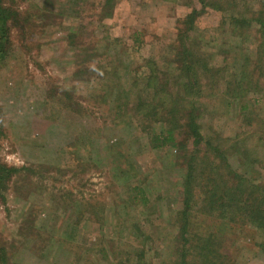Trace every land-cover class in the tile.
Masks as SVG:
<instances>
[{
  "label": "rangeland",
  "instance_id": "1",
  "mask_svg": "<svg viewBox=\"0 0 264 264\" xmlns=\"http://www.w3.org/2000/svg\"><path fill=\"white\" fill-rule=\"evenodd\" d=\"M111 1L4 0L20 20L0 66V166L20 173L0 194V264H264V232L203 216L196 179L191 243L181 231L190 162L196 155L198 176L216 158L207 142L264 194V0ZM184 46L211 68L197 66L202 93L174 61ZM153 69L174 100L186 99L180 114L139 113L155 97ZM120 90L132 96L125 114L112 100ZM166 127L175 142L159 147Z\"/></svg>",
  "mask_w": 264,
  "mask_h": 264
},
{
  "label": "trees",
  "instance_id": "2",
  "mask_svg": "<svg viewBox=\"0 0 264 264\" xmlns=\"http://www.w3.org/2000/svg\"><path fill=\"white\" fill-rule=\"evenodd\" d=\"M108 2H112L108 0ZM111 4V3H110ZM219 5V4H215ZM219 10H223L222 6H219ZM199 14L198 11H194L193 15L188 17V20L192 21L194 15ZM20 14L13 10L11 7L5 6L4 0H0V66L7 58L9 49H10V34H11V24L20 20ZM234 21L238 22L234 18ZM262 24V31L264 32V21L257 20ZM10 25V26H9ZM178 65V70L183 72L185 75L182 77H189V81L197 80V67L198 65H203L204 68L200 69L208 73L211 71V68L208 65L203 64L197 56L194 55L193 51H190L187 46L183 47L182 57L174 60ZM182 65H181V63ZM207 63V62H206ZM155 69H153L154 71ZM199 72V71H198ZM161 79V78H160ZM200 77L198 78L197 84L198 89L202 93V85L199 82ZM158 76L154 71L152 75L148 77V90H154V95L152 99H149L151 96L146 97L142 100L144 103L141 105V109L139 113L145 120L153 117H161L164 112L169 114L170 117H174V113L180 114L183 108L179 107L186 99H178L174 100L172 95L170 94L166 85H162L161 81H158ZM156 85V86H155ZM200 93V92H199ZM200 93V95H201ZM128 92L119 91V94L116 99H112L117 106V113L125 114L126 108L124 105L127 103L128 99L132 102L131 97ZM125 97V98H122ZM141 97V96H140ZM105 97H102V104H104ZM111 100V101H112ZM124 101V102H123ZM189 105V110L186 113V116L189 120L187 125V130H190L191 138L194 140V146H196L199 151L203 142H205V138L201 132V126L198 124V119L196 118L198 115L196 114L198 108L197 100H191L187 103ZM71 109H74L71 107ZM246 109V108H244ZM243 109V110H244ZM113 112V111H112ZM77 115L81 118H85L88 116L87 110H77ZM184 113V112H183ZM161 121V120H160ZM173 130L165 128L161 134L156 136V143L159 147H163L165 144L169 142H175V139L172 137ZM254 136V135H253ZM207 145L210 147L211 151L216 155L215 160L213 161V166L209 168V170L201 169V172L198 176L194 175L195 166L194 162L195 157L192 158V166L190 162V170L186 178L185 182V209L183 210L184 219L182 222V237L186 243H191L189 239V231L188 228L192 225V221L190 219V213L192 210V205L190 204L191 196H194V187L193 184L195 179L199 183V186L202 188V196L204 197L203 203L204 206L200 208L202 211V215L207 214V217L212 220L221 219L225 225L229 226V224L233 225L236 223L243 224L244 219H248L253 224H257L259 229L264 232V194L263 191L260 193V188L256 181L247 178L245 175L237 173L232 170L229 158L226 153H224L219 147L214 148V145H210L207 142ZM243 152L248 157L254 159L248 150H246V142H242ZM120 157L116 156V159ZM250 159V162H254V160ZM119 160V159H118ZM20 171L18 169L0 166V194L2 193V188L7 189V186L11 179ZM226 176V178H225ZM246 177V178H245ZM240 201H243L246 198V207L243 211L240 208L234 205V202L239 204ZM232 203V204H231ZM231 204V206H229ZM208 205L210 206L208 209ZM229 207V208H228ZM208 211H207V209ZM205 212V213H204ZM189 219V220H188ZM255 224V225H256ZM208 232V231H207ZM206 232V233H207ZM214 231L208 233L207 237L202 241V245L200 247L201 252L204 251L206 254L204 257H207L208 253H212L213 249H211V244L215 243L214 236L212 235ZM264 247V244H262ZM202 252V253H204ZM215 253L218 254V250L215 249ZM223 257V254H221ZM202 256V254H201ZM203 257V256H202ZM213 261L220 260V256L217 258L212 256ZM207 259H205L204 264H206Z\"/></svg>",
  "mask_w": 264,
  "mask_h": 264
}]
</instances>
